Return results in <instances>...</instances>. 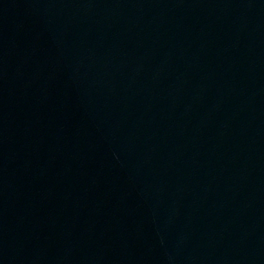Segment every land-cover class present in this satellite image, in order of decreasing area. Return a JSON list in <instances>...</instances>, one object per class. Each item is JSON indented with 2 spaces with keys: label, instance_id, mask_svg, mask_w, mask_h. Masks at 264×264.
Here are the masks:
<instances>
[{
  "label": "water",
  "instance_id": "water-1",
  "mask_svg": "<svg viewBox=\"0 0 264 264\" xmlns=\"http://www.w3.org/2000/svg\"><path fill=\"white\" fill-rule=\"evenodd\" d=\"M0 264H264V0H0Z\"/></svg>",
  "mask_w": 264,
  "mask_h": 264
}]
</instances>
